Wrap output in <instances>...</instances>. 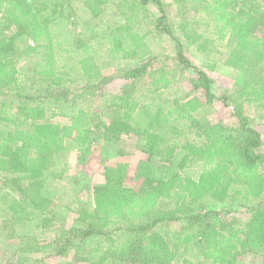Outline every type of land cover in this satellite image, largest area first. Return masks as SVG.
<instances>
[{
    "label": "trees",
    "instance_id": "obj_1",
    "mask_svg": "<svg viewBox=\"0 0 264 264\" xmlns=\"http://www.w3.org/2000/svg\"><path fill=\"white\" fill-rule=\"evenodd\" d=\"M150 35L171 43L165 58L180 74L155 55ZM113 61L136 64L105 74ZM21 62L40 91L24 92ZM220 65L235 77L217 97L210 73ZM118 80L119 92L105 95ZM217 100L235 123L210 119ZM245 104L264 118V0H0V220L20 240L17 257L1 264L70 250L81 264H243L244 256L264 264V130ZM124 134L137 137L145 162L177 171L113 170L74 221L51 209L70 150L89 155ZM186 134L200 141L179 148ZM196 165L195 176L183 173ZM36 232L54 237L42 242Z\"/></svg>",
    "mask_w": 264,
    "mask_h": 264
},
{
    "label": "rangeland",
    "instance_id": "obj_2",
    "mask_svg": "<svg viewBox=\"0 0 264 264\" xmlns=\"http://www.w3.org/2000/svg\"><path fill=\"white\" fill-rule=\"evenodd\" d=\"M113 12L108 16V20L111 22L117 21ZM151 22L147 21L143 26L140 27V32L145 33L150 31ZM148 42L151 45V48L154 50L155 55H158L159 58L163 59L164 64L175 70V65L173 62L165 58V56H170V53L173 52V47L169 41L156 36H148ZM135 62L128 61H113L110 67L105 70V74H117L118 72L135 65ZM195 64L199 65L200 60H195ZM19 68L24 73V82L23 90L26 93H35L41 90V84L34 77L32 71L29 70L28 62H21ZM176 71V70H175ZM177 72V71H176ZM180 74V72H177ZM210 75L214 79L213 91L217 97H220L222 93L232 92L235 73L231 68L220 65L217 70ZM181 78V77H180ZM185 80V75L183 76ZM119 80L114 82L113 85L107 86L104 88L103 93H116L119 92L122 84ZM246 115L249 119L260 126L264 130V118H262L263 110L257 104H245ZM214 113L210 116L211 120L225 119L227 122L235 123V119L231 117L232 110L230 108L225 109L222 106V102L217 100L213 107ZM51 113L49 112V116ZM69 119L64 117L55 118V122L65 124ZM200 138L192 135L186 134L183 136L179 143V148L185 142H199ZM264 153V146L262 148ZM83 153H79L77 149H71L69 153V163L70 168L69 172L65 176L64 180L58 181L52 188V193L50 192V202L51 209L55 210L57 213H60L62 216L67 218V221L70 223L75 220L78 211H80L88 202L91 200L93 195V187L95 185L101 184L105 181L106 174L113 172V170L127 169L129 172H136L138 165L142 166L141 163H146L142 167V173L151 174L155 177H167L173 172L177 171L174 167L171 172H164L156 166L150 165L147 160L146 154L140 151L137 137L134 135H122L119 139L112 142H101V146L97 145L96 149L92 150L89 155L83 156ZM84 157L83 160L79 157ZM182 157V151L178 150L175 161H178ZM200 171V168L196 165L190 169H186L183 173L185 175L191 176L196 175ZM3 191V188L0 186V192ZM206 208L210 209H240L241 206L239 202L228 201L224 204H218L213 201H208L203 204ZM236 212V217L242 219H248L249 216L245 215L243 212L239 213V210H233ZM9 214H11L9 212ZM8 219V218H7ZM13 222H8L0 220V264L5 260L14 259L18 255L17 247L19 246L20 240L14 236L12 229L10 230L9 225L11 226ZM177 226H173L175 229ZM38 239L42 242H50L54 236L50 233L36 232L34 233ZM42 254H38L37 257H41ZM68 258H52L46 261H43L39 264H81L73 263L74 261V250L68 252ZM243 264H254L258 263L257 260L252 259L248 256H244L240 259ZM85 264V263H83ZM116 264H128L122 261L117 262Z\"/></svg>",
    "mask_w": 264,
    "mask_h": 264
}]
</instances>
